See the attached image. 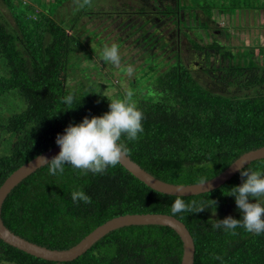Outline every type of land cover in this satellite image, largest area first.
Instances as JSON below:
<instances>
[{"label": "trees", "instance_id": "obj_1", "mask_svg": "<svg viewBox=\"0 0 264 264\" xmlns=\"http://www.w3.org/2000/svg\"><path fill=\"white\" fill-rule=\"evenodd\" d=\"M240 1L233 0L237 12L250 7ZM3 2L17 25L0 10V143L5 144V152L0 153V186L19 166L57 145L58 134L70 124H79L86 116H102L110 111V99H118L106 95L82 68L79 31L37 10L34 16L21 18L14 12V0ZM182 2H166L162 13L180 21V10L187 4ZM192 42L200 51L207 47L208 58L218 55L221 61L215 68L207 66L215 73L212 83L202 81L177 50L170 64L149 57L141 64L147 71L146 89L139 96L133 90L144 115V131L136 141L122 137L133 160L171 183L210 179L244 152L264 146V62H256V53L247 51L251 64L241 63L233 55L242 50L234 52L218 40L207 45ZM129 82L139 83L133 77ZM11 95L20 104L10 112L3 109V102ZM68 95L74 97L72 108L64 100ZM245 168L264 173V158ZM64 169L63 174L50 175L46 164L11 191L2 207V218L11 230L41 245L65 249L115 216L171 214L177 199L149 187L122 164L110 166L105 174L84 175L69 164ZM243 179L238 172L212 191L180 197L186 204L196 201L205 207L202 212L176 215L194 238V264H264V233L238 227L232 235L231 230L212 228L228 216L242 219L235 197L227 194ZM75 190H83L92 203L73 202ZM183 251L178 233L159 224L115 229L70 261L36 257L0 239V262L12 264H180Z\"/></svg>", "mask_w": 264, "mask_h": 264}, {"label": "rangeland", "instance_id": "obj_2", "mask_svg": "<svg viewBox=\"0 0 264 264\" xmlns=\"http://www.w3.org/2000/svg\"><path fill=\"white\" fill-rule=\"evenodd\" d=\"M182 1L183 4L184 2L187 4L181 12L186 15L187 19H191L194 9L197 17L209 24V35H206V29H201V26L197 24V18L189 20L188 23L184 16L181 21H178L176 17L162 15L161 8H165L167 0H92V8L78 11L75 0H14L13 8L21 18H25L27 15L34 16V12L37 10V13L50 15L63 22L64 25H69L70 28L74 27V31H79L77 35L83 49L81 52L83 56L82 68L88 69L93 81L101 85L106 95L116 98H119L117 93L125 96L129 89L138 92V96L142 95L141 92L146 89L145 75L147 71L141 67V64L147 63L149 57L163 61L169 60L168 64H170L171 61H174L175 52L173 53V51H176L177 47H180L183 58L191 62L190 64L195 68L194 72L199 74V78L212 83L211 77L215 73L212 69L207 71L205 66L215 68L221 61L218 57L208 58L206 54L203 55V52L192 42L193 38L207 44L212 42L215 37L234 52L242 50L233 56L246 65L251 64L247 51L256 53L254 57L256 62H264V0H236L244 5L250 4L249 8L238 12L237 8L233 7V0ZM170 3L174 5L175 0H170ZM141 7L147 13H140L133 18L131 25L126 23L120 25V22L127 20H121L118 15L119 11L127 12L121 17L130 18L132 15L130 11L139 10ZM209 9H213L211 16L205 13H209ZM0 10L12 25H17L3 0H0ZM113 19H115V23L112 21ZM141 23L144 26H140ZM177 27L181 29L179 46L176 35ZM156 28L157 30H155ZM202 28H205L204 24ZM154 30L155 34L152 36ZM201 35L204 37L203 39H201ZM168 42L170 45L163 49L162 46ZM112 44L118 45L120 50L121 64L119 67L106 63L101 58L104 47ZM146 45H153V47H146ZM129 68L132 69L131 74L128 73ZM81 76L82 73L79 72L78 77ZM132 77L134 81H139L137 85L129 82ZM70 83L74 84L75 79H70ZM131 84L133 87L130 86ZM216 88L218 89V87ZM15 104H20L16 95L6 96L3 109L10 112L18 110ZM3 152H5V144L1 141L0 153ZM0 264L12 263L0 262Z\"/></svg>", "mask_w": 264, "mask_h": 264}, {"label": "clouds", "instance_id": "obj_3", "mask_svg": "<svg viewBox=\"0 0 264 264\" xmlns=\"http://www.w3.org/2000/svg\"><path fill=\"white\" fill-rule=\"evenodd\" d=\"M77 11L84 8H92V0H75ZM101 58L106 63L119 67L121 55L118 45L105 46ZM132 73V69H128ZM134 92L129 89L122 99H110V111L102 116L85 117L79 124H70L63 134H58L56 143L60 146V152L51 160L47 157H38L49 166V174H63L64 165L69 164L82 174H105L108 168L123 163L130 155V149L122 142V137L128 141H136L138 134L144 131L142 120L143 112L137 107L133 99ZM68 108H72L74 97L68 95L64 98ZM240 172L243 182L231 188L227 195L235 197L237 208L242 212V219L228 216L217 223L212 224L213 229L223 228L231 230L232 235L238 227H243L247 232L264 233V173L249 171L243 165L236 168ZM205 182L202 180L201 184ZM177 199L171 206V214L176 216L181 212L198 213L205 210L204 206H198L196 201L186 204L180 198L184 195L183 188H177ZM73 202L83 201L91 204L92 199L83 190H75L71 193ZM254 198L255 202H251Z\"/></svg>", "mask_w": 264, "mask_h": 264}, {"label": "water", "instance_id": "obj_4", "mask_svg": "<svg viewBox=\"0 0 264 264\" xmlns=\"http://www.w3.org/2000/svg\"><path fill=\"white\" fill-rule=\"evenodd\" d=\"M60 150H61L60 146L57 144L52 148L40 153L39 155L35 156L28 162L19 166L1 184L0 239L36 257H40L51 261H70L83 255L97 241H99L106 234L110 233L115 229L129 225L159 224V225L171 227L178 233V235L182 239L184 251L180 264H194L196 246L190 230L182 220L168 213H157V212L126 213L119 216H115L107 220L103 224L97 226L94 230H92L89 234H87L84 238H82V240H80L77 244L65 249L50 248L41 245L11 230L5 224L2 218V207L4 201L11 193V191L20 182H22L25 178H27L29 175L35 172L38 168L46 165L38 157L44 156L47 157L49 160H51L54 156L59 154ZM262 158H264V146L244 152L221 173L210 179L204 180L205 183L203 185L201 184V182L188 183V184L167 182L147 171L139 163L133 160L130 156H127L124 159L123 163L121 164L133 175H135L137 178H139L141 181H143L145 184H147L149 187L153 188L154 190H157L165 194L177 196L178 194L177 188L182 187L184 192L183 196H190L204 192H209L220 187L222 184L226 183L235 174L239 172L236 170V168H238L241 165L245 167L254 160L262 159Z\"/></svg>", "mask_w": 264, "mask_h": 264}, {"label": "flooded vegetation", "instance_id": "obj_5", "mask_svg": "<svg viewBox=\"0 0 264 264\" xmlns=\"http://www.w3.org/2000/svg\"><path fill=\"white\" fill-rule=\"evenodd\" d=\"M167 2H170V0H167ZM171 4V3H170ZM157 5H158V3H157ZM173 5V4H172ZM142 8V9H141ZM141 8H139V10H134V11H130V13L132 14L131 15V17L130 18H123V17H121V15H125V13H127L126 11H122V12H118V15H119V17L121 18V20H127V21H123V22H120V25L122 24V23H126L127 25H131L132 24V20H133V18H135L136 16H138V15H140V13H142V14H144V13H147L145 10H143L144 8L143 7H141ZM159 8H161V7H159ZM162 10L163 9H165V8H161ZM213 10V9H212ZM195 10L193 9V17H191V19L192 20H194L195 18H197V24L198 25H200L201 26V29H206V31H207V33H206V35H209V29H208V25L209 24H207L206 22H204V21H202L199 17H197V14H196V12H194ZM204 11V10H203ZM205 12V11H204ZM206 14H208L209 16H211L212 14L211 13H207V12H205ZM162 15H164V14H162ZM179 19H180V21H181V18L184 16L186 19H187V17H186V15L185 14H183L182 12H181V10H180V13H179ZM169 17H174V16H170L169 15ZM176 18H178V17H176ZM190 18L189 19H187V22L189 23V20H191ZM115 19H113L112 21L115 23L116 21H114ZM128 21H130L131 23L129 24V22ZM146 21H147V19H146ZM205 25V28H202V25ZM140 26H144V24H140ZM157 26V25H156ZM191 26V25H190ZM155 30H157V28L155 29ZM155 30H154V32H152V36H154V34H155ZM180 28L179 27H177L176 28V35L178 36V46H179V42H180ZM217 30V29H216ZM157 32V31H156ZM200 34V33H199ZM216 34V33H215ZM212 35V34H211ZM145 36H147V35H145ZM201 39H203L204 37L201 35ZM193 38V37H192ZM193 39H195V38H193ZM152 40V39H151ZM150 40V41H151ZM214 40H217V39H215V37L213 38V41ZM212 41V42H213ZM212 42H210V43H207V44H211ZM220 42V41H219ZM220 43H222V42H220ZM172 44V43H171ZM206 44V45H207ZM222 44H224V43H222ZM168 45H170V43L168 42V43H166V44H164L163 46H162V48L164 49V47H168ZM146 47H153V45H146ZM206 47V46H205ZM177 49V51L179 52V53H181V51H180V47H177L176 48ZM211 49H213V48H209V50L211 51V52H214L215 51V49H213L214 51H212ZM201 52H203V55H207L208 56V53H206V52H208V49H207V47H206V49H203V51H201ZM216 57H218V55L216 56ZM205 59V58H204ZM207 61V60H206ZM206 68V70H207V65L205 66ZM211 67V66H210ZM217 67V66H216ZM208 71V70H207ZM206 71V72H207Z\"/></svg>", "mask_w": 264, "mask_h": 264}]
</instances>
